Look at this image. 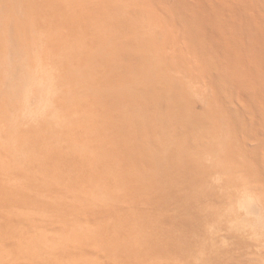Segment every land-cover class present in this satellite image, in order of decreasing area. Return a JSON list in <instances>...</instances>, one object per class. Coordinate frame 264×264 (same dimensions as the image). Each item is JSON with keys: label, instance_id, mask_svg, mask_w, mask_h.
Instances as JSON below:
<instances>
[{"label": "rangeland", "instance_id": "374dc122", "mask_svg": "<svg viewBox=\"0 0 264 264\" xmlns=\"http://www.w3.org/2000/svg\"><path fill=\"white\" fill-rule=\"evenodd\" d=\"M11 4L34 64L76 87L56 128L0 89V264H264L251 93L231 73L218 92L173 2Z\"/></svg>", "mask_w": 264, "mask_h": 264}, {"label": "bare ground", "instance_id": "6f19581e", "mask_svg": "<svg viewBox=\"0 0 264 264\" xmlns=\"http://www.w3.org/2000/svg\"><path fill=\"white\" fill-rule=\"evenodd\" d=\"M172 2L180 25H185L189 31L192 51L200 52L198 56L205 60L206 55L210 64L219 67L216 68L219 71L214 81L218 92L224 91L223 88L228 83L225 78L229 79L233 75L234 79H229L228 84L236 82L235 88L240 87L239 90L251 93L255 112L252 120L248 121L249 130L253 137L259 138L260 146L264 148V134L260 133V126H264V0H171ZM12 11L11 0H0V80L3 83L0 89L5 87L9 102L13 107L16 106L15 111L18 113L20 110V115L28 121L42 128L45 125L61 127L69 118L64 108H68L67 101H72L70 93L75 96V78L65 68H59V63L44 64L45 60L41 55H38L41 56L38 63L34 64L30 57L32 50L30 51L28 39L20 28L22 20L18 16L12 17ZM170 13L174 17L173 12ZM225 72H228L226 76ZM231 89L234 91L233 87ZM231 89L225 91L229 93ZM10 116L12 121L18 117L15 114ZM261 199L257 197L246 204L249 212L258 211L259 223L263 227L264 206L260 205Z\"/></svg>", "mask_w": 264, "mask_h": 264}]
</instances>
